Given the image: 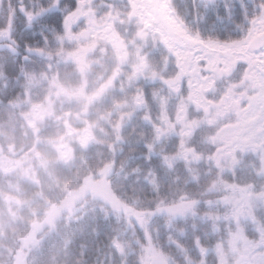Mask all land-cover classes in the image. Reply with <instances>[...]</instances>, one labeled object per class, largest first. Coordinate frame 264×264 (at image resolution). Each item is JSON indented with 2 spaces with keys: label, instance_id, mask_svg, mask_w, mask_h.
Here are the masks:
<instances>
[{
  "label": "trees",
  "instance_id": "16d2710c",
  "mask_svg": "<svg viewBox=\"0 0 264 264\" xmlns=\"http://www.w3.org/2000/svg\"><path fill=\"white\" fill-rule=\"evenodd\" d=\"M54 2L0 0V264H198L199 254L215 244L208 202L217 197L211 193L212 185L221 183L216 176L226 172L218 155L229 152H213L212 144L213 135L229 121L222 120L224 114L230 109L236 114L231 97L224 93L212 100L202 94L207 89L197 86L189 111L161 94L160 81L166 76L178 88L172 65L157 47L158 40L175 30H159L153 19L157 15L132 11L146 1L93 0L100 14L115 9L122 19L109 21L110 35L106 30L89 54L79 47L82 43L66 38L68 27H61L58 11L38 15ZM21 6L37 15L29 21L18 11L13 21L11 10ZM72 105L78 106L75 113L64 111ZM210 109L221 117L214 122L218 127H190L209 118ZM60 113L81 159L97 166L83 176L77 173L75 185L70 179L60 184L54 166L37 151L49 177L46 186L27 158H20L15 138L22 123L39 149ZM73 118L83 127L74 129ZM52 146L63 160L73 157L72 143L61 140ZM241 153L237 151L242 164L226 172L222 182L239 191L255 183L261 191L258 157ZM99 182L116 205L94 194L74 201V195ZM68 204L73 209L65 210ZM157 205L162 214L156 213ZM52 213L58 217L48 222ZM148 213L153 214L150 238L147 229L141 237L133 227V220L139 223ZM222 215L218 221L226 226H217L220 234L234 236L241 230L240 221L231 220V225L224 211ZM247 224L251 235L252 220ZM141 239L147 242L141 244Z\"/></svg>",
  "mask_w": 264,
  "mask_h": 264
},
{
  "label": "snow or ice",
  "instance_id": "6c2138e0",
  "mask_svg": "<svg viewBox=\"0 0 264 264\" xmlns=\"http://www.w3.org/2000/svg\"><path fill=\"white\" fill-rule=\"evenodd\" d=\"M165 6L170 10L169 14L177 25L175 31L166 33V39L157 42L158 50H163L167 63L172 65L171 75L178 84V88L171 87L167 76L160 81L161 94L166 92L169 102L174 100L182 109L187 105L191 111L194 107L191 103L192 92L197 86L202 90L207 89L202 91L204 96L218 100L225 92H232L234 85L249 88L250 72L264 79V0H182L181 3L165 0ZM83 7L90 8L93 5L84 4ZM81 8V0H67L63 5L61 0H55L51 7L42 8L38 15L42 17L51 11H58L61 27L66 28L69 18L75 16ZM104 8L107 10L109 5H105ZM18 11L29 21L37 15L21 6L11 10L13 21ZM87 18L80 17L77 24L83 25ZM256 91L253 89L251 107L247 113L254 117L248 124V132L254 134V139L264 140V108H260L259 115L256 114ZM261 94L264 95V91ZM157 101L159 102V97ZM211 111L214 109H210V113ZM226 119L230 121L233 117L229 114ZM216 127L218 124L213 125V128ZM217 136L219 133L213 135V140L216 141L212 144L213 152L221 148ZM258 154L264 161V154L260 152ZM208 156L211 164L214 159L212 152H209ZM227 174L221 171V179ZM249 192L256 194L254 203L260 204L264 201V191L258 190L255 183L251 184ZM221 194L223 193L218 195ZM156 213L162 214V209L158 205ZM152 215L145 214L139 223L133 220V227L138 229L141 237L147 229L150 238ZM261 224L264 225V220H261ZM259 235L264 236V233ZM146 242L145 239H141V244ZM136 264L141 262L137 260ZM255 264H264V252L260 253Z\"/></svg>",
  "mask_w": 264,
  "mask_h": 264
},
{
  "label": "flooded vegetation",
  "instance_id": "af4514ba",
  "mask_svg": "<svg viewBox=\"0 0 264 264\" xmlns=\"http://www.w3.org/2000/svg\"><path fill=\"white\" fill-rule=\"evenodd\" d=\"M248 80L250 81V87L247 89L241 88L244 92L242 94L243 99L240 101V109L237 110L236 108V112H234L236 113L234 115L235 125H237L234 130L242 131L243 133L237 136L241 139V150L238 151H241V154L245 157L252 156L259 159L260 174L256 177L258 181L263 183L261 184V191H264V161L261 160L258 154V152L264 154V140L254 139V134L248 132V124L254 117L247 115L251 107L250 101L253 96V89L257 90L255 92L257 102L256 114L259 115L260 108H264V95L261 94L264 91V79H261L256 73L250 72ZM230 108H234L233 104H231ZM229 154L231 155L230 152ZM216 177L221 183L213 184V192L211 193L217 197L208 202L210 214L215 219L213 221L215 229L213 233L214 238L212 239L215 244L211 245L208 252L204 255L201 256L199 254L200 261L198 264H206V259H209L210 264H255L259 259L260 253L264 252V236L259 235L264 233V225L261 224V220L264 219V201L256 204L254 203L256 194L250 193L248 188L243 187V190L239 191L237 189L238 186L223 183L224 178L221 179L220 176ZM233 178H236V176ZM220 193L223 194L218 195ZM222 211L225 212V220H228L230 223L231 220L240 221L238 226H241V230L235 233L234 236L231 234L222 235L216 229L218 225L221 227L226 226L224 221L222 223L218 221L223 216ZM249 219L252 220V227H255V231L252 228L251 235L248 234L247 229Z\"/></svg>",
  "mask_w": 264,
  "mask_h": 264
},
{
  "label": "rangeland",
  "instance_id": "374dc122",
  "mask_svg": "<svg viewBox=\"0 0 264 264\" xmlns=\"http://www.w3.org/2000/svg\"><path fill=\"white\" fill-rule=\"evenodd\" d=\"M143 1H146L147 5L143 4L142 7H138V6L132 7V11H134L135 14L139 15L141 12L140 9H142V10H145V13L148 15V17H153V16L157 15L156 17L153 18L154 21H156L155 22L156 23L155 28H158L159 30H162L164 32L166 31V29H171V28L173 30L177 29L176 21L169 14L170 10L165 6V0H143ZM84 4H91L92 5L93 0H81V5L83 6ZM96 9H97V7L95 5H93V7H90V8H84V7L81 8L75 16L70 17L71 20H73V21H72V23L69 24V26L66 30L67 33L69 34V36L66 38L70 39V40L77 41L79 44L82 43V46H79V47H81L82 51L86 50V52H85L86 54H89L90 52H92L95 49V46L97 45V43L101 42V40L104 38V35H106V33H105L106 30H108L107 34L110 35V29L112 27L109 25L110 24L109 21L114 20L115 22H117L118 19L119 20L122 19V15L119 14V12L117 10L115 11V9L113 12H110L109 15H107L106 13L100 14V12L97 11ZM146 9H148V10H146ZM84 16H86L88 18L84 20L83 25H78L77 24L78 19L80 17H84ZM144 22H147V21L145 20ZM76 30H78V31L75 33ZM109 39H111V38L109 37ZM55 93L53 94L54 96L56 95ZM243 93L244 92L239 87V85H234L233 91L232 92H225V95L231 97L230 98V99H232L231 104L234 103L233 104L234 108L235 109L237 108V110H238V109H240L239 107L241 105L240 101H242V99H243L242 98ZM229 114H231L232 117L235 115L231 112V109H230L229 113L226 112L224 114L226 116H223L222 120L224 121V117H227ZM219 118H221V117H216V116L211 114L209 116V118H207L205 121L200 119V120L196 121L195 123L191 124L190 127L194 128L197 125H199V128H200L201 126H203L205 124H208L209 126H213L215 120L219 119ZM187 127L190 128L189 126H187ZM236 127H237V125H235V119H234L231 122L228 121L227 125H223L222 128L219 130V133L223 132L222 134H220V137L223 141L220 142L221 148L219 150L221 152L223 150V148H226L228 150L227 152H230L231 155L229 153H228V155H227V153L225 155L219 154L218 157L220 159L221 166L224 168V171H226V172L229 171L231 173L233 170H236V168H238L242 164L241 160H243L240 157H238L240 155H237V151L241 150L240 149L241 139H239V137H237V136H240V134L242 135L243 133H242V131L234 130ZM213 142H214V140H213ZM0 152H1V150H0ZM241 157H243V155ZM101 184L102 183H100V182L94 183L91 185V187L86 188L81 193L74 195L73 197L77 198V199H74V201H78L79 199L85 197L86 194L87 195L94 194L97 197L101 198L103 201H106L107 203L112 204V205H116L115 203L111 202L112 199L108 193L106 194V196H104V193H102V190H101V186H100ZM118 207L120 209H122L121 206H118ZM71 209H73L71 204L65 205V210H71ZM165 212H168V211H165ZM173 212L178 213L180 211L178 209H174ZM126 213L133 214V212H129V211H126ZM133 215H135V213ZM56 217H58L57 214L52 213L50 216H48V218H49L48 222L54 220ZM39 229H41V228H39ZM156 260L161 261L158 258H156Z\"/></svg>",
  "mask_w": 264,
  "mask_h": 264
},
{
  "label": "clouds",
  "instance_id": "9594fccd",
  "mask_svg": "<svg viewBox=\"0 0 264 264\" xmlns=\"http://www.w3.org/2000/svg\"><path fill=\"white\" fill-rule=\"evenodd\" d=\"M78 110L77 105H72L68 108H65V112H73L75 113ZM63 113L57 116V121L54 123L52 130L45 134L44 140L46 143L42 145L39 149L36 148V142L33 139L32 135L30 134L29 130L24 128L23 124L21 123L19 128L17 129L16 133V147L17 152L20 153V158L29 161V168H34L35 172L39 174V178L44 181L45 185L47 186L49 177L47 176L46 171L41 167V162L37 159V151L43 153L47 160L49 161L50 165L54 166L56 172V180L60 182V184L64 183L65 179L72 180L73 184L75 185V180L73 177L77 176V173L80 176L85 175L89 169L91 168L93 171L97 166L95 162L85 163L81 159V153L79 151V146L75 143V137L70 136L68 134V130L63 127V120L61 116ZM82 117L81 119H83ZM92 119H95L93 117ZM72 126L74 129H78L83 127L82 123H78L74 118L71 121ZM64 141L65 143H72L74 147V154L70 160H63L59 157V155L55 152L54 147L52 144L58 141ZM29 153H32L29 156Z\"/></svg>",
  "mask_w": 264,
  "mask_h": 264
}]
</instances>
